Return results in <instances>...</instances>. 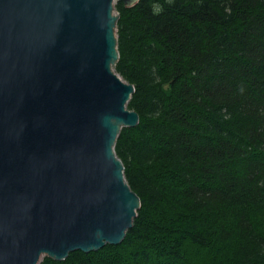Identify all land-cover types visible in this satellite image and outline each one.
Here are the masks:
<instances>
[{
	"label": "trees",
	"instance_id": "trees-1",
	"mask_svg": "<svg viewBox=\"0 0 264 264\" xmlns=\"http://www.w3.org/2000/svg\"><path fill=\"white\" fill-rule=\"evenodd\" d=\"M141 207L118 245L39 264H264V0L116 1Z\"/></svg>",
	"mask_w": 264,
	"mask_h": 264
},
{
	"label": "water",
	"instance_id": "water-1",
	"mask_svg": "<svg viewBox=\"0 0 264 264\" xmlns=\"http://www.w3.org/2000/svg\"><path fill=\"white\" fill-rule=\"evenodd\" d=\"M116 1L0 0V264L118 245L141 198L116 153L135 91Z\"/></svg>",
	"mask_w": 264,
	"mask_h": 264
}]
</instances>
